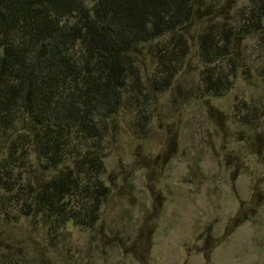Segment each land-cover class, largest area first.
Here are the masks:
<instances>
[{
  "label": "rangeland",
  "instance_id": "obj_1",
  "mask_svg": "<svg viewBox=\"0 0 264 264\" xmlns=\"http://www.w3.org/2000/svg\"><path fill=\"white\" fill-rule=\"evenodd\" d=\"M257 2L264 13V0H201L184 31L188 53L168 88H160L153 56L162 41L140 46L130 90L98 150L107 194L94 226L71 222L54 231L41 213L22 210L33 187L74 169L72 162L45 169L33 144H22L11 176L17 189L0 188V264H264V28L257 29ZM225 22L239 33L233 59L208 64L200 31ZM213 81L229 88L207 90ZM24 129L20 122L0 136V161ZM90 197L78 195L73 209L83 212Z\"/></svg>",
  "mask_w": 264,
  "mask_h": 264
},
{
  "label": "trees",
  "instance_id": "obj_2",
  "mask_svg": "<svg viewBox=\"0 0 264 264\" xmlns=\"http://www.w3.org/2000/svg\"><path fill=\"white\" fill-rule=\"evenodd\" d=\"M201 4V0H0V136L25 124L0 161V188L17 189L11 176L23 143L33 144L45 169L65 162L74 165L38 189L33 187L30 201L22 207L28 208L25 213H41L54 231L71 222L96 224L107 194L98 150L109 119L130 90L135 53L144 43L162 41L153 56L163 74L160 88H168L188 53L184 31ZM256 5L257 29H263V7ZM225 24L211 23L200 31L199 48L208 64L233 59L239 33ZM228 88L227 83L219 86L214 81L207 86L218 94ZM82 194L91 197L79 212L72 203Z\"/></svg>",
  "mask_w": 264,
  "mask_h": 264
}]
</instances>
